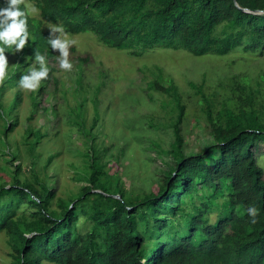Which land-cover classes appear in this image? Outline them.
Returning <instances> with one entry per match:
<instances>
[{"label":"trees","instance_id":"1","mask_svg":"<svg viewBox=\"0 0 264 264\" xmlns=\"http://www.w3.org/2000/svg\"><path fill=\"white\" fill-rule=\"evenodd\" d=\"M19 7L28 17L30 38L21 50L15 45L5 49V78L17 83L31 68H39L36 55H44L49 74L38 97L58 81L59 50L48 43L47 29L54 23L62 24L67 35L92 34L134 57L156 48L196 56L264 50V14L243 10L264 11V0H21ZM91 58L76 57L79 63ZM27 66L31 68L22 71ZM233 85L238 87L231 86L227 99L234 107L224 106L216 114L202 87H195L206 101L214 141L196 155L184 152L186 108L175 93L179 115L173 126V166L143 197L128 193L107 172L102 152L86 154L92 170L88 185L77 199L59 198L58 208L57 186L36 173L33 182L15 177L12 184H0V232L9 235L16 264H264V100L257 106L252 88ZM153 87L168 94L176 90L160 82ZM15 96L18 105L22 92ZM17 125L6 122L4 138ZM53 160L51 156L48 163ZM16 168L20 174V164ZM25 203L38 210L39 218L15 221L13 214ZM251 205L259 209L255 223L246 211Z\"/></svg>","mask_w":264,"mask_h":264},{"label":"rangeland","instance_id":"2","mask_svg":"<svg viewBox=\"0 0 264 264\" xmlns=\"http://www.w3.org/2000/svg\"><path fill=\"white\" fill-rule=\"evenodd\" d=\"M28 7L36 16L37 10L31 4ZM47 29L51 33L50 25ZM67 38L75 41L69 45L68 57L73 67L62 69L57 59L58 81L49 84L45 94L37 95L42 83L32 90L9 81V75L0 81V184H12L15 177L33 182L36 173L50 186H57L55 208L59 198L77 199L88 185L92 170L87 153L99 156L102 152L107 172L128 193L143 197L153 191L173 166V126L179 115L175 93L186 108L181 127L187 155L204 153L214 144L206 101L195 87H202L214 103V114L224 106L234 107L227 99L231 86L238 87L234 82L253 89L257 106L264 100V50L253 53L240 48L225 56H196L156 48L134 57L105 46L92 34ZM85 54L92 56L91 61L79 63L76 57ZM157 82L176 90L171 94L157 91L153 87ZM19 91L22 101L16 105ZM40 101L37 108L35 103ZM17 121L16 129L4 138L5 123ZM51 156L54 160L49 164ZM205 157L212 163L211 157ZM260 158L264 168V155ZM18 164L20 174L16 173ZM37 212L25 203L13 219L30 222L39 218ZM215 217L211 214L212 220ZM15 257L9 235L1 231L0 264H16Z\"/></svg>","mask_w":264,"mask_h":264},{"label":"clouds","instance_id":"3","mask_svg":"<svg viewBox=\"0 0 264 264\" xmlns=\"http://www.w3.org/2000/svg\"><path fill=\"white\" fill-rule=\"evenodd\" d=\"M21 0H3L0 4V81L6 76L8 59L5 55V49L15 45V50H21L28 43L30 33L27 25V15L23 9L19 7ZM51 33L48 43L54 50H59L58 59L62 69L71 70L72 62L69 60V45L75 43L74 40L67 38L64 26L62 24H51ZM58 34V35H57ZM39 62V68H31L27 74L20 77L19 85L24 89H37L42 79L47 78L49 68L45 62V56L36 55ZM251 217L252 223L256 222L259 209L255 205H251L246 209Z\"/></svg>","mask_w":264,"mask_h":264},{"label":"water","instance_id":"4","mask_svg":"<svg viewBox=\"0 0 264 264\" xmlns=\"http://www.w3.org/2000/svg\"><path fill=\"white\" fill-rule=\"evenodd\" d=\"M237 6L239 7V5L237 4ZM240 8V7H239ZM244 11L246 12H249V13H254V14H264V11H251V10H248V9H243Z\"/></svg>","mask_w":264,"mask_h":264}]
</instances>
